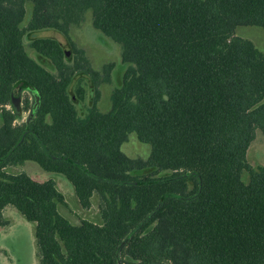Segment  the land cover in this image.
Here are the masks:
<instances>
[{"label":"trees","instance_id":"16d2710c","mask_svg":"<svg viewBox=\"0 0 264 264\" xmlns=\"http://www.w3.org/2000/svg\"><path fill=\"white\" fill-rule=\"evenodd\" d=\"M88 11L125 64L108 110L114 63L96 69L70 34ZM241 25L264 28V0H0V227L8 206L33 222L37 264H264V164L248 158L264 51ZM41 29L71 50L41 36L33 56L26 35ZM19 86L34 94L24 121ZM131 132L147 158L123 151ZM27 160L64 175L82 207L97 196L100 220L63 214L54 178L8 171Z\"/></svg>","mask_w":264,"mask_h":264},{"label":"rangeland","instance_id":"374dc122","mask_svg":"<svg viewBox=\"0 0 264 264\" xmlns=\"http://www.w3.org/2000/svg\"><path fill=\"white\" fill-rule=\"evenodd\" d=\"M30 8V6H29ZM30 16V11L28 17ZM236 33L249 38L264 51V28L258 25H241L238 26ZM72 40L81 48H84L93 66L98 70H103L107 63H114L111 72V80L103 82L100 85L101 97L99 107L102 110H108L111 106V93L114 88L121 84L125 64L121 60V46L111 37L97 29L92 23L91 11L87 12L85 20L78 26H74L70 32ZM41 36H52L59 39L66 49L71 50L69 39L62 32L55 29H41L31 31L26 35V43L29 52L36 56V51L29 46L31 39ZM74 87V85H72ZM73 90V88H72ZM16 94L21 97L18 121H24L31 115V109L24 110L21 108L25 104V100L29 99L30 104L34 102V94L31 89L17 87ZM90 97L88 95L82 108L89 104ZM122 149L125 153L132 157L147 158L151 153V145L141 141L135 132H131L128 140L123 143ZM249 161L254 164H264V135L258 134L248 151ZM8 171L19 172L26 171L38 180H46L54 178L60 190L66 196L67 204L60 206L63 214L74 222H79L83 218L92 220H100V212L98 208V197H93V204L90 208H84L80 205L78 198L74 192L71 182L62 174L44 170L39 163L33 160H27L23 164L9 166ZM11 207V208H8ZM5 216L15 222L13 227L7 234L0 235V243L5 247L6 251L0 253V264H9L10 257L15 264H31L32 242L30 240V232L32 230L30 223L15 207L8 206ZM28 221V222H27ZM32 225V224H31ZM1 233V232H0ZM2 249V248H1ZM37 249V245H36ZM6 253V254H5ZM35 264L38 263V254L33 255Z\"/></svg>","mask_w":264,"mask_h":264},{"label":"crops","instance_id":"0c3cea01","mask_svg":"<svg viewBox=\"0 0 264 264\" xmlns=\"http://www.w3.org/2000/svg\"><path fill=\"white\" fill-rule=\"evenodd\" d=\"M8 208H11V207H8ZM5 212H6V209H5ZM10 221H11V219H10ZM14 223H15L14 221L13 222L11 221V223L9 225L4 226V227H0V232H1L0 235L3 236V234L4 235L7 234V232L13 227ZM27 226H31L32 227V230L30 232V240L32 242V249H33L32 256H31V261H32L31 264H35L36 259L35 260L33 259V255L36 256V254H37L36 240H35V234H34L35 225H34V223H30V225H27ZM0 247L2 248L1 252H3V251L5 252L6 251L5 247H3V245L1 243H0ZM8 259H9V264H15L14 261L10 257H8Z\"/></svg>","mask_w":264,"mask_h":264}]
</instances>
